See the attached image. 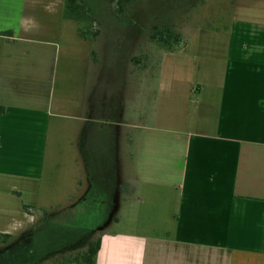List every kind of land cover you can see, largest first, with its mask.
<instances>
[{
	"label": "crops",
	"instance_id": "1",
	"mask_svg": "<svg viewBox=\"0 0 264 264\" xmlns=\"http://www.w3.org/2000/svg\"><path fill=\"white\" fill-rule=\"evenodd\" d=\"M235 2L211 33L220 60L193 64L196 82L165 75L155 124L132 125L131 73L100 60L66 0H0V178L23 182L25 210L81 212L100 238L92 264H264V0ZM53 49L73 71L52 94ZM122 183L144 219L101 233Z\"/></svg>",
	"mask_w": 264,
	"mask_h": 264
},
{
	"label": "rangeland",
	"instance_id": "2",
	"mask_svg": "<svg viewBox=\"0 0 264 264\" xmlns=\"http://www.w3.org/2000/svg\"><path fill=\"white\" fill-rule=\"evenodd\" d=\"M77 22L85 35L91 38V49L96 51L101 61L114 62L116 68L128 82L131 73L132 104L130 121L132 125L155 124L156 99L160 95L162 78L165 75H179L183 81H195L193 64L203 66L206 61L220 60L219 48L207 50L210 45L223 44V38L211 33H221L229 29L235 15V0H133L123 14H117L116 5L108 0H79ZM65 18L72 12L65 8ZM64 20V19H63ZM67 30L71 22L64 23ZM63 27V28H64ZM154 27L180 35L179 42L172 38L168 43L153 41ZM95 32L100 33L96 37ZM96 40H95V39ZM76 42H79L76 39ZM202 47L207 51L190 58L187 45ZM173 51V60L166 53ZM51 74L52 94L56 92L54 80L68 70L60 53L52 51ZM170 58V57H168ZM130 59L137 62L131 63ZM162 61V62H161ZM161 62V64H160ZM163 66V67H162ZM105 71L101 67V71ZM106 81V79H104ZM108 81V80H107ZM131 132L130 154H135L136 130ZM25 185L23 182L0 178V264H62L73 260L85 252L90 242L97 240V233L81 217V212L70 209L39 210L30 212L24 206L30 198H23L14 192ZM16 187V188H15ZM118 197L107 211H101V221L97 231H123L131 229L132 222L144 219L141 203L133 194L129 198L125 184H121ZM123 206L120 198H126ZM24 212L30 219H24ZM96 221V220H95ZM94 221V223H96Z\"/></svg>",
	"mask_w": 264,
	"mask_h": 264
},
{
	"label": "trees",
	"instance_id": "3",
	"mask_svg": "<svg viewBox=\"0 0 264 264\" xmlns=\"http://www.w3.org/2000/svg\"><path fill=\"white\" fill-rule=\"evenodd\" d=\"M110 3L116 5L117 14H123L133 0H108ZM79 0H66V9L72 12V18L77 20L78 11L82 7L81 4L78 3ZM81 35H85L82 31H80ZM98 32H95L93 36H97ZM174 39L175 42L181 41L180 35L175 34L173 32L167 31V33H163L158 31L156 27H154V33L151 35V39L153 41H158L162 43H168L171 39ZM4 112V108L0 107V114ZM100 248V238L96 241L90 242L88 249L82 254L76 256L73 260L64 262L62 264H70V263H83V264H92L94 262L95 256Z\"/></svg>",
	"mask_w": 264,
	"mask_h": 264
}]
</instances>
